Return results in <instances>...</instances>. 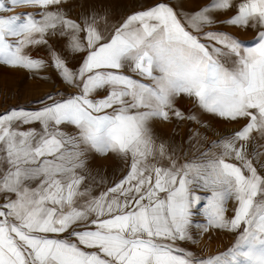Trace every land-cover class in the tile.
<instances>
[{
  "label": "snow or ice",
  "instance_id": "snow-or-ice-1",
  "mask_svg": "<svg viewBox=\"0 0 264 264\" xmlns=\"http://www.w3.org/2000/svg\"><path fill=\"white\" fill-rule=\"evenodd\" d=\"M67 3L0 0V66H51L75 89L0 113V264H264V0H155L118 23L106 8L73 19ZM232 10L221 23L254 29L252 46L212 29ZM180 96L246 123L185 158L152 126L197 120ZM92 153L124 164L101 190ZM193 228L234 240L203 255L182 246Z\"/></svg>",
  "mask_w": 264,
  "mask_h": 264
},
{
  "label": "rangeland",
  "instance_id": "rangeland-1",
  "mask_svg": "<svg viewBox=\"0 0 264 264\" xmlns=\"http://www.w3.org/2000/svg\"><path fill=\"white\" fill-rule=\"evenodd\" d=\"M172 2L185 10H195L207 3L208 0H172ZM155 3V0H68L65 5L66 9H70L69 15L75 19L77 15L90 8L97 10L108 9L112 23H118L127 15L138 10L142 6H148ZM16 12L33 11V9H25L22 7L15 8ZM63 41L54 39L50 43L57 46ZM34 56H44L45 48L40 47L33 51ZM81 59V55H77L73 61V67L76 62ZM75 89L67 85L58 75L57 71L49 66L39 70L38 72H29L25 69H11L0 66V113L6 109L14 107H36L41 105L40 100L49 93L62 92L65 94L73 93ZM176 107L179 108L185 116L195 115L197 120L183 119L179 120L172 117L170 120H154L152 126L155 134L158 136L163 128H166L165 139L171 148L176 149L177 153L185 158H192L198 155V148L203 151L210 147V142L218 140L222 136H227L246 123L244 120L236 122L225 121L210 113L203 112L193 101L187 96H180L176 99ZM235 125L233 132H221L218 136L209 135L212 129H221L224 126ZM202 127V132L196 133L197 129ZM211 128V129H207ZM162 128L161 130H159ZM257 142L264 145V139L260 138V134L253 133ZM191 138V140H190ZM264 152V147L260 149ZM186 154V155H185ZM264 159V156L261 157ZM203 207V203L198 205L195 220L197 223H206L205 218L200 215L199 208ZM196 243H190L187 247L197 253L208 255L217 251H222L230 246L234 240L233 234L226 233L217 229H209L202 232L200 229L193 228Z\"/></svg>",
  "mask_w": 264,
  "mask_h": 264
},
{
  "label": "crops",
  "instance_id": "crops-1",
  "mask_svg": "<svg viewBox=\"0 0 264 264\" xmlns=\"http://www.w3.org/2000/svg\"><path fill=\"white\" fill-rule=\"evenodd\" d=\"M234 14V10L223 12L215 17L217 23L212 26V29L227 32L232 34L233 36L237 37L239 40L243 41L245 46H252L255 43L254 37L256 36V31L252 28L244 29V28H237L235 26H231L225 23H221L228 19L230 16ZM41 105L36 107H23L26 110H35L40 108ZM163 131L158 132L161 133L158 135L160 140L166 142L165 139L166 135V128L162 127ZM160 128L159 130H161ZM69 131L72 129L69 128ZM169 145V144H168ZM89 167L92 170L93 176H95L98 189L101 190L105 187L104 184H100V180L103 179L105 182L110 183L111 181L119 178L123 174L124 164L121 160L116 158L114 155L108 156H101L96 153H92L89 157ZM190 245L188 242H182V246L187 247Z\"/></svg>",
  "mask_w": 264,
  "mask_h": 264
},
{
  "label": "bare ground",
  "instance_id": "bare-ground-1",
  "mask_svg": "<svg viewBox=\"0 0 264 264\" xmlns=\"http://www.w3.org/2000/svg\"><path fill=\"white\" fill-rule=\"evenodd\" d=\"M235 125L233 124V125H230V126H228V125H226V126H224L223 128H221V129H218V130H216V129H212L211 130V132H209V135H213V136H218L221 132H233L234 130H235ZM207 129H211V128H208L207 127ZM200 132H202L203 133V131H202V127H200L199 129H197V131H196V133H200Z\"/></svg>",
  "mask_w": 264,
  "mask_h": 264
}]
</instances>
